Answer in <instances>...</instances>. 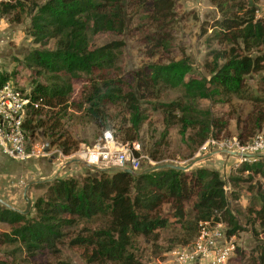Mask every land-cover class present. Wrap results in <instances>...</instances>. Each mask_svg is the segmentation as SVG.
Returning <instances> with one entry per match:
<instances>
[{"label": "trees", "instance_id": "obj_1", "mask_svg": "<svg viewBox=\"0 0 264 264\" xmlns=\"http://www.w3.org/2000/svg\"><path fill=\"white\" fill-rule=\"evenodd\" d=\"M212 1L226 12L214 24L217 37L228 46L214 50L208 76L193 75L192 64L187 57H181L148 63L134 71L127 82L113 72L122 40L96 43L92 41L93 35L104 31L121 32L125 25L124 9L129 6L131 11H151L156 20L166 21L172 12L173 0H43L33 5L29 17L32 40L39 46L49 39L54 43L52 48H32L22 57L24 65L33 73L28 89L31 102L27 104L22 123L24 130L32 132L44 122L48 129L58 127L61 115H51L44 121L34 120L33 115L41 106L66 108L67 103L70 104L65 101L72 91L71 79L94 74L96 81L90 80L83 95L85 111L93 119L100 117L103 108L122 104L129 112L131 125L138 129L145 118L139 99L154 93L157 97L156 93L163 87H179L180 98L156 102L155 107L163 111L168 123H179L182 134L196 127L198 142L209 136L220 139L225 121L201 107L198 99L224 100L230 94L240 93L246 74L264 67V15L256 16L258 0H252L251 6L250 0ZM8 6L11 4H3L1 10ZM42 74L45 81L36 78ZM8 75V72H0V83L7 80ZM261 80L260 94L252 97L255 105L249 133L264 120V75ZM53 116L55 119L51 120ZM61 135L58 133L50 141L66 153L70 147L66 138L60 139ZM247 135L240 129L238 138L243 143ZM142 167L139 170L145 168ZM242 169L259 172L264 178V154L244 162ZM92 170L80 177L56 176L44 181L45 191L32 202L33 216L26 217L4 205L0 207V220L16 223L9 232L0 233V241H19L29 254L41 250L54 253L68 228L78 219L103 215L106 217L103 226L86 234H74L68 244L81 245L88 261L110 259L122 264H142L135 252L129 250L132 236H148L169 224L168 216L160 213L164 202H170L174 208L172 216L183 218L187 211L185 203L191 198L190 213L194 215L184 221L186 233L195 227L192 233H196L199 220H220L217 213L223 216L228 234L240 228L228 208L225 182L215 168L162 167L138 175L121 170ZM257 199L258 207L252 208L254 219L264 226V182L257 189ZM176 239L179 242L167 249L189 240L185 233L177 235ZM256 251L259 264H264V239L256 246ZM0 264H9V261L0 257ZM56 264L68 263L59 260Z\"/></svg>", "mask_w": 264, "mask_h": 264}, {"label": "rangeland", "instance_id": "obj_2", "mask_svg": "<svg viewBox=\"0 0 264 264\" xmlns=\"http://www.w3.org/2000/svg\"><path fill=\"white\" fill-rule=\"evenodd\" d=\"M42 1L0 0V72H8L7 78L10 82L14 81L17 86L26 90L31 87L30 80L33 78V73L24 65L23 55L32 48H52L54 43L53 39H49L46 44L39 46L29 33L31 7ZM5 3L11 6L3 11L1 8ZM256 6L260 14L264 8V0H258ZM124 10L125 25L121 32H98L92 38L96 43L109 39L122 40L116 61L117 67L113 72L124 82L129 81L134 71L148 63L168 62L181 57L188 58L192 64L193 75L208 76L213 63L214 50L228 46L226 41L221 42L217 37V28L214 24L216 20L225 16L226 12L212 0H173L172 12L169 13L166 21L156 20L151 11L134 12L131 11L130 6ZM263 75L264 67L246 74L242 91L230 94L224 100L198 99L201 107L208 108L215 117L225 121L220 139L209 136L202 142H198L199 136L195 135L196 127L188 128L182 134L179 123L176 121L168 123L163 111L155 107L156 102L180 98L182 90L179 87H163L156 93L157 97L154 93L152 96L140 98V108L145 118L136 129L131 125L129 112L122 104L103 108L98 119L90 117L85 111L86 103L83 101V95L91 83L90 80L96 81V77L94 74H81L80 77L72 78V91L65 101L70 104L67 103L66 108L51 109L41 106L33 115L34 120L41 121L47 120L51 115H61L58 119L60 125L56 128L48 129L47 123L44 122L42 125H37L32 132L25 131L28 149L34 148V153L18 159L0 155V197L22 209L24 199L21 191L28 180L50 176L64 160L76 156L74 153L78 147L92 145L106 129L113 133L116 140L138 146L139 152L143 154L141 162L143 167L162 162L186 164L193 158L212 150L223 147L235 148L237 144L242 143L238 138L240 129L244 135L248 134L244 137L247 141L256 133L264 131L263 120L260 126L255 127L251 133L248 132L250 121L254 117L255 104L252 97L260 94ZM36 78L41 81L46 80L43 74L37 75ZM26 109L24 116L27 114ZM54 116L51 120L55 119ZM58 133H62L60 139H67L70 148L66 153H63L56 143L50 141ZM234 136L237 138L236 141ZM42 144H47L46 154L35 150ZM61 155L65 158L59 162ZM237 155L222 150L212 152L189 168L198 166L215 168L225 182L228 208L240 224V228L235 234L233 233V236L226 237L228 242L234 244L228 264H259L256 246L264 239V226L254 219L252 208L258 207L257 189L262 186L264 178L259 172L242 169L244 162L251 161L240 162ZM89 172L93 170L86 165L70 162L63 165L56 176L80 177ZM45 189L44 182L32 183L27 187L26 194L30 199V206L23 215L26 217L34 215L32 202L37 196H41ZM191 200L185 203L187 211L180 219L172 216L174 208L170 202H164L160 207V213L168 216L169 224L155 229L148 236L143 234L132 236L129 250L135 252L142 264H180L170 252L171 247L169 249L167 247L177 244L179 241L176 236L182 233H185L188 242L195 238L196 233L192 232L196 227L188 233L183 227L185 219L194 215V212L190 213ZM2 206L0 203V207ZM217 214L222 220L223 216ZM105 221L106 217L103 215L91 219H78L76 224L68 228L66 235L58 243V250L54 253L41 250L29 254L19 241H0V257L7 258L9 264H56L59 260L68 264H122L120 261L110 259L88 261L81 245L68 244V239L74 234L89 233L103 226ZM15 224L0 220V233L9 232Z\"/></svg>", "mask_w": 264, "mask_h": 264}, {"label": "built area", "instance_id": "obj_3", "mask_svg": "<svg viewBox=\"0 0 264 264\" xmlns=\"http://www.w3.org/2000/svg\"><path fill=\"white\" fill-rule=\"evenodd\" d=\"M256 16L264 15L263 11ZM31 102L28 90L17 86L7 79L0 83V153L9 158H26L34 153V148L28 149L25 130L22 125L27 104ZM35 106L36 103L32 102ZM213 138V137H212ZM215 139V138H213ZM234 136V140L236 141ZM44 144L35 148L36 152L46 154ZM227 148V147H223ZM221 149V148H220ZM253 155H237L238 160L253 161L264 154V131L256 133L251 140L237 144L235 148H227ZM60 154V153H59ZM78 158L101 167L120 166L139 170L143 154L135 144L118 141L112 132L104 130L99 139L92 145H82L74 153ZM65 158L59 157V162ZM151 162V160H149ZM226 223L223 220H203L198 222L196 236L188 243L170 249L175 260L180 264H228L234 244L227 241Z\"/></svg>", "mask_w": 264, "mask_h": 264}, {"label": "water", "instance_id": "obj_4", "mask_svg": "<svg viewBox=\"0 0 264 264\" xmlns=\"http://www.w3.org/2000/svg\"><path fill=\"white\" fill-rule=\"evenodd\" d=\"M249 4H252V0H250ZM46 149H47V144H45V146H44V150H46ZM221 150L229 152L231 154L253 155V154L247 153V152H240V151H237V150H230V149H227V148H221V149L212 150L211 152H209L207 154L199 155V156L193 158L191 161L187 162L186 164L173 163V162H162V163L152 164V165L147 166V167H145L143 169H140V170H132L129 167H120V166L101 167V166H97L95 164L88 163V162H86V161H84V160H82V159H80V158H78L76 156H72V157L64 160L60 165H58L55 168L54 172L50 176H46V177H42V178H33V179L28 180L23 185L22 191H21V196L24 199V207L22 209L11 205L10 203H8L5 200H3L1 197H0V203L2 205L12 209V210L20 212L22 214L26 213L28 211V209H29V206H30V199L28 198V196L26 194L27 187L30 184H32V183L44 182V181L52 180L53 178L56 177V175L60 171L61 167L63 165H65V164L70 163V162H79V163H82V164L86 165L89 168L96 169V170H121V171L129 172V173L134 174V175H138V174H141L143 172H148V171H151V170H154V169H159V168H162V167H172V168H176V169H187V168L191 167L196 161L200 160L201 158L206 157L207 155H209L212 152H219Z\"/></svg>", "mask_w": 264, "mask_h": 264}, {"label": "crops", "instance_id": "obj_5", "mask_svg": "<svg viewBox=\"0 0 264 264\" xmlns=\"http://www.w3.org/2000/svg\"><path fill=\"white\" fill-rule=\"evenodd\" d=\"M0 155H3V154L0 153Z\"/></svg>", "mask_w": 264, "mask_h": 264}]
</instances>
